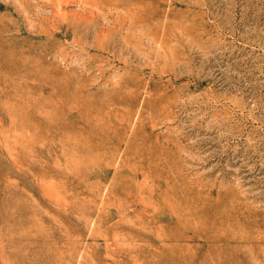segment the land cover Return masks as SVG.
<instances>
[{
    "label": "rangeland",
    "instance_id": "obj_1",
    "mask_svg": "<svg viewBox=\"0 0 264 264\" xmlns=\"http://www.w3.org/2000/svg\"><path fill=\"white\" fill-rule=\"evenodd\" d=\"M91 2L0 0V264H264V0Z\"/></svg>",
    "mask_w": 264,
    "mask_h": 264
},
{
    "label": "bare ground",
    "instance_id": "obj_2",
    "mask_svg": "<svg viewBox=\"0 0 264 264\" xmlns=\"http://www.w3.org/2000/svg\"><path fill=\"white\" fill-rule=\"evenodd\" d=\"M95 2H96V0H94ZM88 5L89 4H91L92 5V2H91V0H88V3H87ZM94 4V3H93ZM108 8V11L110 10V8L109 7H107ZM97 9V8H96ZM117 9V8H116ZM89 216V215H88ZM98 228V227H97ZM117 229V228H116ZM106 233V232H105ZM108 234V233H107ZM129 234V233H128ZM127 234V235H128ZM92 235V234H91ZM125 236V235H124ZM106 241V240H105ZM108 243V242H107ZM111 243V242H110ZM70 251V250H69Z\"/></svg>",
    "mask_w": 264,
    "mask_h": 264
}]
</instances>
